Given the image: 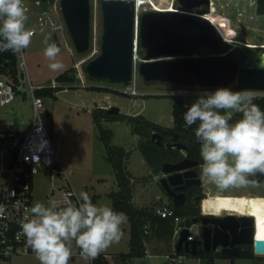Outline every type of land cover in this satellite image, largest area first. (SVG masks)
<instances>
[{
    "label": "rangeland",
    "instance_id": "obj_1",
    "mask_svg": "<svg viewBox=\"0 0 264 264\" xmlns=\"http://www.w3.org/2000/svg\"><path fill=\"white\" fill-rule=\"evenodd\" d=\"M152 1L158 5L157 7L161 8V11L171 10L172 8L175 11L186 12L178 0ZM55 4L58 8L57 13L52 9ZM140 5L141 11L137 12L139 18L145 11L157 9L150 0H141ZM256 7V0H218L220 12L229 17L231 21L223 16L221 21L217 23L209 14L205 16H208L207 18L214 23L215 27H219L232 40L245 43H253L250 40L264 43V14H259ZM91 8V46L85 53H78L75 49L62 15L60 0H56L50 7L47 6L46 10L50 11L57 24L63 25L61 31H55L51 26H39L38 15L27 12L26 28L37 27V32L33 35L28 48L24 49L23 52L16 53L21 79L25 76L26 83L24 92L19 93L13 103L6 106L0 105V149L6 147V143L2 142L1 138L7 131L24 132L34 118L30 83L35 86L51 87L53 81L59 75L70 71V75L74 77L75 82L73 84L64 83L62 87L55 88L57 92H55L54 97H43L42 112L52 113L54 116L53 124L47 127L50 130L52 139L61 142L59 157L63 165L70 170V180L76 191L78 193L86 191L90 196H95L96 203L113 207L111 195L119 191V186L113 164L107 159L106 145L101 140L100 130L93 118V110L97 108L96 103L101 107L104 101H108L111 106L120 107L122 114L132 116L141 114L159 125L172 127L173 95L176 94L179 87L161 82L144 81L138 69V65L143 58L139 52L137 60V90L139 95L134 96L120 92L119 89L125 85L123 83H112L107 79H94L88 76L86 66L89 61L100 55L103 35L101 0H91ZM188 12L204 17V15L194 12V10ZM46 41L48 43L59 42L61 52L57 59L64 65L62 70L53 72L48 67L51 61L44 55V49L47 46ZM222 48L225 50L223 53H216V50L203 46L198 49L195 55L227 54L228 46L226 43L220 49ZM230 57L237 58L241 66L249 65L248 60L240 52L231 54ZM23 61L26 62L27 69L25 75H22L21 63ZM79 75L90 86L112 87L119 91L105 92L84 87L80 82ZM229 87L234 91H239L236 83L231 84ZM184 88L186 89L184 93L187 92L188 94H182L181 96L189 106L197 98L198 90L216 89L210 87ZM248 92L253 96L261 93V91L255 90ZM102 126L105 130L113 131L112 143L124 147L130 154L126 164L130 175L135 179L133 203L139 207H155L161 204L159 201L169 202L170 199L159 182L162 173L156 175L147 164L139 149L141 138L133 132L132 124L118 120L103 121ZM66 181L64 176L54 178L37 176L34 185V203H44L50 190L64 185ZM203 185L207 190V194L208 192L211 194H238L236 208L255 217L256 237L264 239V185L260 188L250 185L244 188H230L220 191L204 176ZM130 224L127 217L126 224L122 226L123 235L119 242L112 244L100 253L106 255L112 264H122L121 259H119L120 256L130 252ZM200 227V224H195L192 230L197 231ZM171 243L152 239L149 242V247L156 252H168L172 248ZM248 246L250 245H242L244 248ZM210 252V254H204L201 257L195 256L193 258L194 263L264 264V256H258L256 253L253 257H230L223 255L221 248ZM10 264H39V260L36 255H24L13 258ZM69 264H88V261L83 258H71Z\"/></svg>",
    "mask_w": 264,
    "mask_h": 264
},
{
    "label": "water",
    "instance_id": "obj_2",
    "mask_svg": "<svg viewBox=\"0 0 264 264\" xmlns=\"http://www.w3.org/2000/svg\"><path fill=\"white\" fill-rule=\"evenodd\" d=\"M186 12L175 10L145 11L137 20L136 0H101L103 35L101 53L88 62L86 72L94 79H107L112 83L127 84L133 79L135 32L138 25V41L145 50L138 69L146 82H161L175 87H229L236 83L238 90L264 91V66L250 60L249 54L256 51L250 47L232 50L231 43L224 41L214 24L205 17L188 11L209 6L211 0H178ZM62 15L70 32L75 49L85 53L91 46L92 8L91 0H60ZM210 9V8H209ZM226 43L227 54L195 55L200 47L208 46L219 51ZM256 50L264 51V48ZM240 52L249 62L241 66L231 54ZM96 107H100L96 103ZM102 108L110 114L121 113L118 106L109 107L104 101ZM152 141L162 144V136L155 127ZM174 141L166 143L169 150H180L184 159L166 161L159 182L175 206H182L183 191L192 185H201L197 167L199 162L188 156V145ZM256 186L264 184V174L253 177ZM207 195L204 197L206 198ZM197 198V206L199 205ZM200 224L199 238L189 240V227ZM255 218L249 215H201L186 220L176 243L178 252L198 256L203 251L221 248L225 256L241 255L242 245L254 246L256 254L264 253V239L255 240Z\"/></svg>",
    "mask_w": 264,
    "mask_h": 264
},
{
    "label": "clouds",
    "instance_id": "obj_3",
    "mask_svg": "<svg viewBox=\"0 0 264 264\" xmlns=\"http://www.w3.org/2000/svg\"><path fill=\"white\" fill-rule=\"evenodd\" d=\"M27 20L23 0H0V53L28 48L34 33L26 28ZM45 43L48 67L53 72L62 70L64 65L57 59L60 47ZM254 99L249 92L218 87L198 90L197 98L186 106L185 125H197L201 175L220 191L254 186L253 177L264 174V110ZM233 113L242 116L232 122ZM126 222L125 213L93 203L89 193L81 191L75 203H34L25 210L20 228L39 264H69L73 241L83 259L94 260L119 242Z\"/></svg>",
    "mask_w": 264,
    "mask_h": 264
},
{
    "label": "built area",
    "instance_id": "obj_4",
    "mask_svg": "<svg viewBox=\"0 0 264 264\" xmlns=\"http://www.w3.org/2000/svg\"><path fill=\"white\" fill-rule=\"evenodd\" d=\"M152 3V0H150ZM55 2L50 0H23V5L27 12L38 15L39 26H51L55 31L63 29L62 24H57L47 6H52ZM138 4V0H136ZM46 8L44 9V7ZM54 12L57 13V5H53ZM159 10V9H156ZM139 16L137 15V20ZM37 27H30L29 30L36 34ZM138 25L135 32L134 48V70L133 79L129 84L121 87L120 92L129 95H139L137 90V60L138 55ZM23 52V50H22ZM22 75L26 74V62L21 63ZM80 76V75H79ZM80 82L84 87L90 86L84 82L80 76ZM26 77L21 79V72L18 74V81L6 75H0V105L6 106L14 102L19 93L24 92ZM124 84V83H123ZM63 83L56 79L51 87H62ZM92 86V85H91ZM43 86H35L30 83V93L33 98L34 118L24 132L7 131L1 138L6 143V147L0 149V264H10L13 258L24 255H35V253L26 245L25 237L21 233L20 221L23 218L26 209H30L34 204V185L37 176L59 177L64 176L67 180L64 185L52 188L46 195L44 201H55L58 205H64L68 202L75 203L79 193L74 188L70 180V170L67 169L60 160L59 147L60 141L52 139L50 130L44 121L43 97L38 96L37 91L43 89ZM112 88V87H111ZM119 91L118 89L114 88ZM186 89L179 88L178 95L184 93ZM242 91V90H239ZM248 92V91H246ZM261 91L256 96H263ZM109 106H111L109 104ZM132 182L134 180L132 179ZM161 204L155 206L154 212L162 218H170L174 223V234L172 239V248L168 252H156L149 247L146 241L145 255L142 258L129 260V264H195L192 256L186 252H178L176 243L180 238L181 231L186 227V220L189 218L176 214L175 208L171 207L169 202L159 201ZM94 203V202H93ZM193 224L190 229L189 240L199 238L201 227L193 231ZM145 232L151 233V224L145 225ZM256 231H255V240ZM72 257L82 258L80 249L72 242ZM255 251V244L253 246ZM264 256L263 254H257ZM104 262L112 263L106 255H103ZM94 260H88V264H95Z\"/></svg>",
    "mask_w": 264,
    "mask_h": 264
},
{
    "label": "trees",
    "instance_id": "obj_5",
    "mask_svg": "<svg viewBox=\"0 0 264 264\" xmlns=\"http://www.w3.org/2000/svg\"><path fill=\"white\" fill-rule=\"evenodd\" d=\"M55 2L56 0H50ZM256 10L259 14H264V0H256ZM210 8V10H209ZM194 12L209 16L217 23L221 19L226 17L228 20L231 19L223 15L218 8V0H211L210 7L204 6L201 9H194ZM255 44L258 41H251ZM56 44L60 47L59 42ZM222 48L216 53L224 52ZM138 52L141 56H144L145 50L141 45V40L138 41ZM19 67H18V57L16 52L11 50L0 53V75H6L14 78L18 81ZM56 80L60 83H70L73 84L75 79L70 75V71L64 72L59 75ZM129 83H127L128 85ZM73 87V86H72ZM59 88V87H58ZM87 88H92L98 91L105 92H117V90L111 87L102 86H88ZM55 88L45 87L37 91L38 96L48 97L55 96ZM254 103L257 104L262 110H264V95L254 96ZM173 126L168 127L169 130L176 131L182 134L185 141L189 138L195 141V128L197 125L187 127L184 121V112L187 110L186 106H189L186 100L178 94L173 95ZM109 103V102H108ZM242 114L234 113L233 121L240 119ZM93 118L100 130L101 140L104 141L107 149V159L113 164L116 172V178L119 186V191L113 193L111 196L113 198V209L119 212H123L130 220L131 225V237H130V252L122 254L119 259H121L122 264H129V260L142 258L145 255L146 241H151L156 239L158 241L171 242L174 234V223L170 218H162L157 215L154 210L155 207H139L133 203L134 199V187L133 184L135 179L130 175L127 168V159L129 158V152L119 145H114L112 143V130H105L102 126L103 121H118L123 120L132 124L133 132L140 136L139 149L142 152L147 164L157 175L162 172L163 164L166 161L178 162L182 159L181 153L178 151H171L165 147H161L152 141V131L155 127L161 126L145 116L139 114L136 116L127 114H110L107 109L102 107H97L93 110ZM44 121L46 125L50 126L54 122V116L52 113L44 114ZM189 156L191 158L196 157L200 159V163H203L200 156L199 144L195 141L194 145H190ZM132 179L134 182H132ZM92 201L96 203L95 196H90ZM238 200V194H211L208 192L207 197L202 201V209L205 213H211L218 215L220 211L224 208H233ZM171 207L175 208L176 214L192 219L197 215V211L190 207H178L175 206L172 201H169ZM147 223L151 224V233L147 234L145 232V225ZM184 252V251H183ZM203 254L198 255V257L204 256V254H210L211 252L203 251ZM253 246H248L246 248L241 247L240 257H253L254 255ZM95 264H112L110 262H104L103 255L99 254L96 257Z\"/></svg>",
    "mask_w": 264,
    "mask_h": 264
},
{
    "label": "flooded vegetation",
    "instance_id": "obj_6",
    "mask_svg": "<svg viewBox=\"0 0 264 264\" xmlns=\"http://www.w3.org/2000/svg\"><path fill=\"white\" fill-rule=\"evenodd\" d=\"M157 127L159 128L157 131L162 136V144L159 145V144L156 143L157 145H159L161 147L162 146L165 147V144L166 143H170V142H173L174 141V135L176 133H178L179 134L178 142H181L183 144H187L188 145V156H189L190 145L191 144L194 145V143H195L194 140H192L191 138H189L188 141H185V139L182 137V134L181 133L176 132V131L169 130L168 127H164V126L163 127L157 126ZM155 130L156 129L154 128L153 131H152V134H153V132ZM171 151H178V152H180L181 153V156H182V159L181 160L184 159V155H183V153L180 150L176 149V150H171ZM189 158H191V157L189 156ZM191 159L199 162V166L197 167V171L199 173V176L198 177L201 179V182L202 183H201V185H192V186L186 187L183 191H177L178 193L179 192H183L184 195H185V200H184L183 205L182 206H178V207H190V208H192L193 210L197 211V215H195V217L201 216V215H214V214H211V213H205L203 211V209H202V201H203L204 197L207 195V190L205 189V187L203 185V176L201 175V165H202V163H200V159L199 158L193 157ZM263 185L256 186L254 184V187L260 188ZM197 198L199 199L198 200V202H199V205L198 206H197ZM169 199H170L169 201H172V199L170 197H169ZM236 205H237V203H236ZM236 205L233 208H229V209H236L237 211H240V210H238L236 208ZM240 212H242V211H240ZM243 213H245V212H243ZM245 214H247V213H245Z\"/></svg>",
    "mask_w": 264,
    "mask_h": 264
},
{
    "label": "bare ground",
    "instance_id": "obj_7",
    "mask_svg": "<svg viewBox=\"0 0 264 264\" xmlns=\"http://www.w3.org/2000/svg\"><path fill=\"white\" fill-rule=\"evenodd\" d=\"M140 2L141 0H138V4H137V12L139 13L141 11V5H140ZM152 4H154L155 8L157 9H161L159 7H157L158 5L156 3H154L152 1ZM169 6H171L169 4ZM156 10V9H155ZM171 10H173L171 8ZM166 11V10H165ZM205 18H207L205 15H204ZM209 19V18H208ZM210 20V19H209ZM211 21V20H210ZM212 22V21H211ZM213 23V22H212ZM214 24V23H213ZM215 26V25H214ZM219 35L222 37V39L224 41H229L231 43V46L233 47L232 50L238 48V47H243L244 49L246 47H250L252 49H255V53L252 54V53H248L249 54V58L251 61H253L254 64L256 65H259V66H262V62H264V51H260V50H256L257 48H264V43H259V44H255V43H245V42H237L235 40H232L230 38H228L222 31L219 27H216ZM230 213H234L236 215H249V216H252L253 218H255L252 214H245L243 212H240V211H237L236 209H229V208H224L220 211L219 215L223 216V215H227V214H230ZM255 226H256V219H255Z\"/></svg>",
    "mask_w": 264,
    "mask_h": 264
},
{
    "label": "crops",
    "instance_id": "obj_8",
    "mask_svg": "<svg viewBox=\"0 0 264 264\" xmlns=\"http://www.w3.org/2000/svg\"><path fill=\"white\" fill-rule=\"evenodd\" d=\"M173 126V125H172ZM128 151V150H127Z\"/></svg>",
    "mask_w": 264,
    "mask_h": 264
}]
</instances>
